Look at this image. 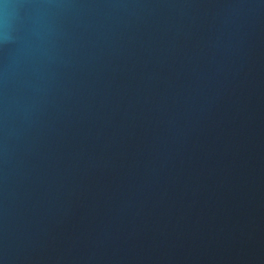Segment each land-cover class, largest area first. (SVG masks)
<instances>
[{"label": "water", "instance_id": "95a60500", "mask_svg": "<svg viewBox=\"0 0 264 264\" xmlns=\"http://www.w3.org/2000/svg\"><path fill=\"white\" fill-rule=\"evenodd\" d=\"M0 264H264V0H0Z\"/></svg>", "mask_w": 264, "mask_h": 264}]
</instances>
